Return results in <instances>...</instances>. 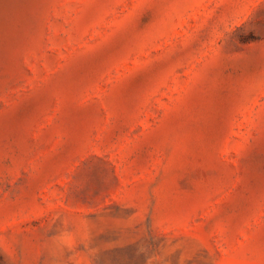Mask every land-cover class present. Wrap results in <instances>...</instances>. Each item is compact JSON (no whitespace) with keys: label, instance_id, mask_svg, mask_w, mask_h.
Wrapping results in <instances>:
<instances>
[{"label":"rangeland","instance_id":"374dc122","mask_svg":"<svg viewBox=\"0 0 264 264\" xmlns=\"http://www.w3.org/2000/svg\"><path fill=\"white\" fill-rule=\"evenodd\" d=\"M0 264H264V0H0Z\"/></svg>","mask_w":264,"mask_h":264}]
</instances>
